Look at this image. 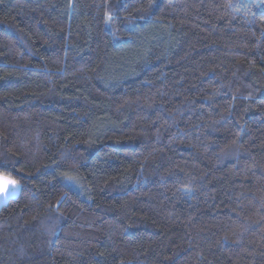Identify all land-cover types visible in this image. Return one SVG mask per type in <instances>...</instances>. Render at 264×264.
Segmentation results:
<instances>
[{"label": "trees", "instance_id": "1", "mask_svg": "<svg viewBox=\"0 0 264 264\" xmlns=\"http://www.w3.org/2000/svg\"><path fill=\"white\" fill-rule=\"evenodd\" d=\"M0 176V264H264L259 3L0 0Z\"/></svg>", "mask_w": 264, "mask_h": 264}, {"label": "crops", "instance_id": "2", "mask_svg": "<svg viewBox=\"0 0 264 264\" xmlns=\"http://www.w3.org/2000/svg\"><path fill=\"white\" fill-rule=\"evenodd\" d=\"M6 177L0 176V206L5 203L10 197H15L18 194L17 187L11 184H5Z\"/></svg>", "mask_w": 264, "mask_h": 264}, {"label": "snow or ice", "instance_id": "3", "mask_svg": "<svg viewBox=\"0 0 264 264\" xmlns=\"http://www.w3.org/2000/svg\"><path fill=\"white\" fill-rule=\"evenodd\" d=\"M262 11H264V10H262ZM67 180H69V181H73L75 178L74 177H72V176H68V175H66V177H65ZM5 179V184L7 185V184H11L14 188L17 186V181H15V180H12V179H10V178H4Z\"/></svg>", "mask_w": 264, "mask_h": 264}, {"label": "rangeland", "instance_id": "4", "mask_svg": "<svg viewBox=\"0 0 264 264\" xmlns=\"http://www.w3.org/2000/svg\"><path fill=\"white\" fill-rule=\"evenodd\" d=\"M254 1H256V2L259 3L261 10H264V0H254ZM263 12H264V11H263ZM16 187H17V189L19 190L18 185H17ZM16 195H17V194H16ZM10 198H15V197H10ZM10 198H9V199H10ZM5 203H6V202H5ZM3 204H4V203H3Z\"/></svg>", "mask_w": 264, "mask_h": 264}]
</instances>
